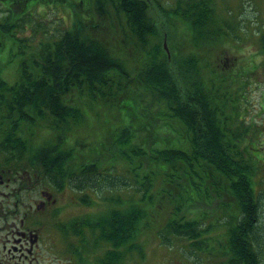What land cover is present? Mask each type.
Listing matches in <instances>:
<instances>
[{"label":"trees","instance_id":"1","mask_svg":"<svg viewBox=\"0 0 264 264\" xmlns=\"http://www.w3.org/2000/svg\"><path fill=\"white\" fill-rule=\"evenodd\" d=\"M77 1L54 26L35 8L66 0H0L1 140L70 188L77 212L64 238L76 262L142 260L150 232L169 247L185 241L203 264H263L264 125L241 119L237 91L256 72L264 79V32L262 60L250 52L230 66L224 46L240 41L238 27L213 0ZM16 58L10 82L3 71ZM90 118L89 138H75Z\"/></svg>","mask_w":264,"mask_h":264},{"label":"flooded vegetation","instance_id":"2","mask_svg":"<svg viewBox=\"0 0 264 264\" xmlns=\"http://www.w3.org/2000/svg\"><path fill=\"white\" fill-rule=\"evenodd\" d=\"M64 190L0 136V264H76L77 247L64 238V226L77 209L70 198L76 212L67 215Z\"/></svg>","mask_w":264,"mask_h":264},{"label":"rangeland","instance_id":"3","mask_svg":"<svg viewBox=\"0 0 264 264\" xmlns=\"http://www.w3.org/2000/svg\"><path fill=\"white\" fill-rule=\"evenodd\" d=\"M66 1L67 3L63 5V9H48V7H40L39 5H37L35 10L38 9L39 15H42L43 18H46L47 20L45 21L49 20L54 23V26H56L57 24V18H65V21L68 24V21H71L73 18L72 5L78 4V1ZM173 2H175V0H157L155 4L159 6L168 5V7H170ZM213 3L214 9H216V12L222 19L230 24L235 23L238 27L236 29V32L241 42L232 39L229 42L225 43L224 48H226L227 51L224 48L222 49V52L229 51L228 53L231 56L230 60H226L227 64H230V66H233L235 64L246 66L251 56L249 54L250 52L251 54H254V57H257V59L254 58V62H260L262 59H260V57L258 56L260 53V48L256 39L260 38V34L264 32V0H213ZM77 10L80 11V14H83L86 11L84 7H78ZM107 20L111 25V20L108 18ZM160 21H162L164 24L167 23L166 20L163 21L161 19ZM28 34L29 33L27 32L24 34H19V36H27ZM250 35L254 37L250 38ZM111 37L112 36H108L104 38V40L108 43L109 41L116 43L117 40L111 39ZM118 39L120 40V37H118ZM163 43L164 45H166L167 41ZM173 43L174 40L170 38L168 44L171 46L173 45ZM34 44L35 43L31 44L33 46H23L24 53L22 55L24 58L29 57L35 53L37 47ZM128 45L129 49L132 48L134 52L135 45L132 42H128ZM122 47L123 45H120V48ZM220 49L221 46H218V50ZM131 56L132 54H130L128 51L127 60L129 62L130 60H132ZM234 57L236 58V60L234 59ZM18 61L19 58H16L13 63L5 66V71H3L4 79L13 82L17 78H19ZM229 67H227L226 69H228ZM248 81L250 82V84L237 91L239 94H241L238 103L239 115L244 121H253L258 123L259 125H264V113L261 110V99L263 98L262 93L264 92V79L261 72H256L254 77L248 78ZM236 87L237 85H235V89ZM94 126H97V124L93 118H90L85 128L78 129L74 132L75 138H89L90 135L88 133L93 129ZM97 134L98 135H96L95 137H91L89 141L93 142L95 139V142H98L104 138L103 131H99ZM64 194L65 196L63 202L65 203V208L68 210L67 215L75 213V209L69 210L72 206V203L71 205L67 206L68 201L71 198V193L67 191ZM144 232L148 233V231ZM141 242L144 245V258L140 260L138 259V257L132 254V256L130 257L131 259H128L125 264H203L204 262V256L198 253V251L192 250V248L187 247L185 241L183 242L182 240H174V246L169 247V245L161 244L159 237L149 232L146 235V239L141 240ZM216 252L217 249H215V253ZM217 263L218 259L217 257H215V264ZM60 264H67V262L61 261Z\"/></svg>","mask_w":264,"mask_h":264}]
</instances>
